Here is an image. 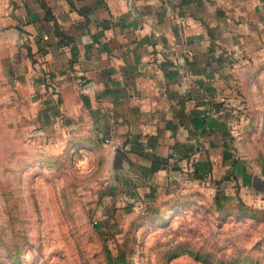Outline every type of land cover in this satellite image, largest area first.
Here are the masks:
<instances>
[{
	"label": "crops",
	"instance_id": "1",
	"mask_svg": "<svg viewBox=\"0 0 264 264\" xmlns=\"http://www.w3.org/2000/svg\"><path fill=\"white\" fill-rule=\"evenodd\" d=\"M263 49L264 0H0L3 81L106 140L136 202L226 172L234 67Z\"/></svg>",
	"mask_w": 264,
	"mask_h": 264
},
{
	"label": "rangeland",
	"instance_id": "2",
	"mask_svg": "<svg viewBox=\"0 0 264 264\" xmlns=\"http://www.w3.org/2000/svg\"><path fill=\"white\" fill-rule=\"evenodd\" d=\"M230 88L226 172H176L136 202L112 189L106 140L0 74V264H264V49Z\"/></svg>",
	"mask_w": 264,
	"mask_h": 264
},
{
	"label": "water",
	"instance_id": "3",
	"mask_svg": "<svg viewBox=\"0 0 264 264\" xmlns=\"http://www.w3.org/2000/svg\"><path fill=\"white\" fill-rule=\"evenodd\" d=\"M115 155H116V157H117V159H118V162H119V164H118V166L117 167H121L122 165H121V162H122V158L120 157V155L119 154H117V153H115Z\"/></svg>",
	"mask_w": 264,
	"mask_h": 264
}]
</instances>
